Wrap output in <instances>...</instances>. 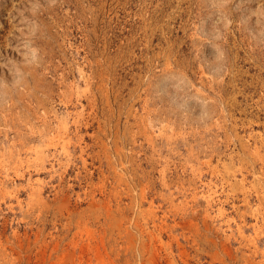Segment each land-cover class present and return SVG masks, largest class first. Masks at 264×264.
<instances>
[{
	"label": "rangeland",
	"instance_id": "374dc122",
	"mask_svg": "<svg viewBox=\"0 0 264 264\" xmlns=\"http://www.w3.org/2000/svg\"><path fill=\"white\" fill-rule=\"evenodd\" d=\"M0 264H264V0H0Z\"/></svg>",
	"mask_w": 264,
	"mask_h": 264
},
{
	"label": "bare ground",
	"instance_id": "6f19581e",
	"mask_svg": "<svg viewBox=\"0 0 264 264\" xmlns=\"http://www.w3.org/2000/svg\"><path fill=\"white\" fill-rule=\"evenodd\" d=\"M210 196V195H209Z\"/></svg>",
	"mask_w": 264,
	"mask_h": 264
}]
</instances>
